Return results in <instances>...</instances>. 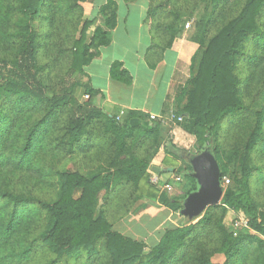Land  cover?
Segmentation results:
<instances>
[{
	"label": "trees",
	"instance_id": "16d2710c",
	"mask_svg": "<svg viewBox=\"0 0 264 264\" xmlns=\"http://www.w3.org/2000/svg\"><path fill=\"white\" fill-rule=\"evenodd\" d=\"M84 1L0 0V168L12 157L22 159L21 141L23 157L37 140L56 143L68 157L82 142L99 155L97 169L90 173L79 168L57 170L59 196L38 200L41 212H26L34 198L0 188V201L15 208L0 212V264H33L41 252L49 258L45 264H264V207L255 200L251 184L255 174L264 180V162L254 159L264 151V0H236L231 12L228 7L233 0H163L155 7L150 0L147 17L152 44L145 58L151 69L178 38L181 18L191 17L203 5L191 38L197 50L190 67L196 69L187 86L179 89L173 111V122L194 136L197 147L184 150L170 142L164 151L186 164L175 173L193 178L189 159L207 149L220 168L223 194L200 217H185L182 225L165 230L144 261L146 244L113 231L105 207L114 197H122L125 211L119 220L139 198L147 197L180 212L183 200L198 186L179 197L158 193L149 183L147 169L163 139L159 121L136 111L116 120L93 105L97 92L82 81L83 67L111 41L117 18L115 0L99 6L101 24L90 34L95 20H82L66 74L74 76V82L69 87L62 84L55 96L46 95L39 76L43 27L59 24L69 13L81 16L79 3ZM110 76L128 85L132 81L119 61L112 63ZM80 83L89 94L84 103L68 94ZM37 106L44 111L42 117L5 152L14 120ZM65 110L63 133L46 140L55 118ZM231 127L244 132L242 144H235L233 150L242 152L236 172H229L232 162L226 159L225 163L223 158L222 138ZM228 173L234 181L231 185L223 183ZM230 210L242 211L248 221V227L236 235L224 223ZM215 257L221 260L215 262Z\"/></svg>",
	"mask_w": 264,
	"mask_h": 264
},
{
	"label": "crops",
	"instance_id": "0c3cea01",
	"mask_svg": "<svg viewBox=\"0 0 264 264\" xmlns=\"http://www.w3.org/2000/svg\"><path fill=\"white\" fill-rule=\"evenodd\" d=\"M105 1L95 0V8L86 15L89 20H95L89 34L101 24L98 8ZM115 1L117 18L111 30V41L109 45L100 47L98 54L83 67L85 76L82 81L97 92L92 103L107 115L115 117L122 113L124 118L128 111H136L146 117L153 114L161 121L163 139L147 169L149 183L158 193L163 191L165 183H169L173 191L168 194L183 196L197 185L196 180L175 173L182 166L181 160L165 153L164 147L171 142L185 150L195 141L193 135L168 119L176 108L175 97L179 89L190 77L191 58L197 49V44L191 39L193 32H180L172 46L163 52L156 67L151 69L145 58L152 44L147 17L150 0ZM188 41L191 42L189 46L186 45ZM115 61L121 62L122 69L129 72L132 78L129 85L111 78L110 67ZM83 88L79 95L86 93ZM176 177H179L178 181ZM155 178L157 183L152 182ZM181 216L157 200L141 197L124 217L113 223L112 229L154 246L165 230L180 226Z\"/></svg>",
	"mask_w": 264,
	"mask_h": 264
},
{
	"label": "rangeland",
	"instance_id": "374dc122",
	"mask_svg": "<svg viewBox=\"0 0 264 264\" xmlns=\"http://www.w3.org/2000/svg\"><path fill=\"white\" fill-rule=\"evenodd\" d=\"M161 1L163 0H152L151 5L155 7ZM79 4L82 8L81 16H78L74 13H69L62 18V21H60L59 24L56 23V25L52 27H47L46 25L43 27L46 35L44 37V54L39 76L41 77V81L44 85V91L47 96L57 95L62 84H65L67 87H69L70 84L74 82V76H66L71 61L70 49L73 41L79 36L80 24L82 20H84L86 15L89 14L90 9L92 10L95 8V0H85ZM202 6L203 5L200 4L191 17L186 16L181 18L179 24V30L181 32L183 30H188V34L189 32H194V24L202 11ZM235 6L236 0H233L228 7V11L231 12V10H234ZM186 23L190 24L188 28L185 27ZM35 25H38V23L36 22ZM185 37L187 38L186 35ZM190 43L188 41L186 45L189 46ZM200 53L201 50L196 53V64L199 60ZM194 67L195 68L192 69L190 67V77L184 86H187L194 69H196L195 65ZM263 87L264 86H262V88ZM82 88L83 86L81 83L77 84L73 89L68 91V94L75 96L80 103H84L85 99L82 97L83 94L81 93L79 95V91H81ZM11 111L13 110H8V112ZM43 114L44 111L41 110L40 106H37L33 109L29 108L22 116L16 118L12 123L10 130L11 135L7 137L5 152L16 143L15 138L21 134H24L35 121L42 117ZM67 117V110L57 115L54 125L48 130L46 140H48L49 136L51 135L60 136L63 133V123H65ZM243 133L244 132H242L241 128L231 127L226 135L222 138V145L225 150L223 155L224 161L226 163V159H228L232 162L231 164L229 163V172H236V168L240 164L242 152L239 153L237 150L233 152V150L236 148L235 144H242L243 140L240 141V139L241 135L243 136ZM23 145L24 142L21 141L20 148L22 159L19 157H12L10 158L9 163L0 168V188L34 198L35 200H31L29 205L25 208L26 212H41L36 205L38 200L49 201L59 196L60 179L57 175V170L79 168L86 173H90L92 169H97L96 165L99 161V155L96 153L97 151L95 149H87L88 145L84 142L78 145L73 152V155L69 157L63 153L60 146L57 147L56 143L52 144L48 142L43 144L38 140L35 141L33 147L29 149V153L23 157L25 152V145ZM196 147L197 143L195 140L190 145V147L185 150L193 151L196 149ZM259 152L260 154H257V156L254 157L256 163L264 162V151L260 150ZM250 161L249 165H251ZM181 163V167L186 165L183 160H181ZM226 178L229 179V185L234 183L232 176L229 173L226 175ZM251 181L255 200L260 207H264V180L258 177V174H255ZM121 198L122 197L120 196L114 197L112 201L105 207V212L108 216V219L112 223L117 221L119 216L123 215L125 211V207L122 205ZM14 210L15 208L11 203L0 201V212H14ZM41 216L42 214L40 213L36 216V220L33 219L36 225L40 224L39 222ZM184 218L185 217L181 216L180 225L185 222ZM234 218L235 214L231 210L228 211L224 218V223L229 230L232 229ZM151 248L152 243H148L145 246V254L142 259L143 261L148 256L149 250H151ZM46 256V254L41 252L38 257L35 258L33 264H45L49 259L46 258ZM213 260L215 262L220 261L221 257H215Z\"/></svg>",
	"mask_w": 264,
	"mask_h": 264
},
{
	"label": "water",
	"instance_id": "95a60500",
	"mask_svg": "<svg viewBox=\"0 0 264 264\" xmlns=\"http://www.w3.org/2000/svg\"><path fill=\"white\" fill-rule=\"evenodd\" d=\"M192 177L198 188L189 193L183 200L179 212L189 219L200 217L205 209L216 205L222 198L220 168L214 156L206 149L189 159Z\"/></svg>",
	"mask_w": 264,
	"mask_h": 264
},
{
	"label": "built area",
	"instance_id": "2783aa9c",
	"mask_svg": "<svg viewBox=\"0 0 264 264\" xmlns=\"http://www.w3.org/2000/svg\"><path fill=\"white\" fill-rule=\"evenodd\" d=\"M189 26H190V24L186 23L185 27L188 28ZM82 97L86 101V100L89 99V94L84 93ZM121 118H122V113L115 116V119L118 120V121H120ZM168 119L173 121L174 114H170ZM149 120L153 121V120H157V118H156L155 115L151 114V115H149ZM178 120H181V117H179ZM159 123H161V121H159ZM175 180L178 181L179 177H176ZM152 182L157 183L158 179L155 178L154 180H152ZM223 183L225 185H227L229 183V179L224 177L223 178ZM163 190L165 192H167V193H170V192L173 191V188H172L171 184L165 183L163 185ZM233 212L235 214V218H234V221L232 223V231H233V234L236 235L237 234V230H239L240 228H247L248 227V221H247V218H246L245 214L242 211H237V212L233 211ZM263 238H264V235H263Z\"/></svg>",
	"mask_w": 264,
	"mask_h": 264
}]
</instances>
